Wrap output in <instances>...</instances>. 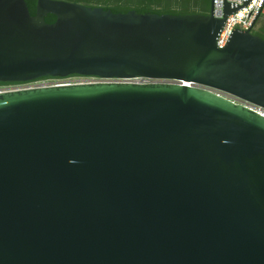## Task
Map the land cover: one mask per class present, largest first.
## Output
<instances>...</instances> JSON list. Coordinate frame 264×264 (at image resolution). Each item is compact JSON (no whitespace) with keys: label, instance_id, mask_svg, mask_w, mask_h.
I'll return each instance as SVG.
<instances>
[{"label":"water","instance_id":"1","mask_svg":"<svg viewBox=\"0 0 264 264\" xmlns=\"http://www.w3.org/2000/svg\"><path fill=\"white\" fill-rule=\"evenodd\" d=\"M223 16L0 0V264H264V39ZM55 16L47 23L45 16Z\"/></svg>","mask_w":264,"mask_h":264},{"label":"built area","instance_id":"2","mask_svg":"<svg viewBox=\"0 0 264 264\" xmlns=\"http://www.w3.org/2000/svg\"><path fill=\"white\" fill-rule=\"evenodd\" d=\"M225 2L230 6L237 8L235 12H232L226 17L224 24L216 39L218 47H224L228 37L235 27L240 30H247L251 27L253 20L256 17H260L264 14V0H213V15L215 17L223 16V8ZM158 80L136 77V78H98L94 76H68L65 78H43L24 83H13L0 85V92L21 90L26 88L43 87L51 85H67V84H85V83H97V82H134V83H152ZM235 103L242 104L249 108L256 110L264 115V109L254 107L249 103L240 101L234 97L223 95Z\"/></svg>","mask_w":264,"mask_h":264},{"label":"trees","instance_id":"3","mask_svg":"<svg viewBox=\"0 0 264 264\" xmlns=\"http://www.w3.org/2000/svg\"><path fill=\"white\" fill-rule=\"evenodd\" d=\"M76 3H83L85 0H67ZM84 1V2H83ZM90 1V0H86ZM95 5H88L91 7L100 6L103 9H109L113 13H125L130 10H134L138 13H157V14H174V15H184V14H207L209 11V0H181L180 5H161L160 1L154 0H92ZM27 3L29 12L31 15L35 14L36 11V0H25ZM45 21L47 23H53L55 21V16L52 14H47L45 16ZM259 20V18H258ZM258 20L252 33L260 36L264 39V23L258 25ZM43 79V78H40ZM39 80V79H37ZM13 84V83H0V85Z\"/></svg>","mask_w":264,"mask_h":264},{"label":"flooded vegetation","instance_id":"4","mask_svg":"<svg viewBox=\"0 0 264 264\" xmlns=\"http://www.w3.org/2000/svg\"><path fill=\"white\" fill-rule=\"evenodd\" d=\"M67 1V0H66ZM154 1H160V4L161 5H166V4H169V5H175L178 1H181V0H154ZM71 2V1H70ZM84 2V1H83ZM210 2H211V0L209 1V4H208V7H209V9H210ZM80 4H83V3H80ZM180 4V3H179ZM83 5H95V3L92 1V0H90V1H86L85 0V2H84V4Z\"/></svg>","mask_w":264,"mask_h":264},{"label":"rangeland","instance_id":"5","mask_svg":"<svg viewBox=\"0 0 264 264\" xmlns=\"http://www.w3.org/2000/svg\"><path fill=\"white\" fill-rule=\"evenodd\" d=\"M210 1V0H209ZM181 1H178L177 3H176V6H179ZM264 23V14L263 15H261L260 17H259V20H258V25H256V26H259L260 24H263Z\"/></svg>","mask_w":264,"mask_h":264}]
</instances>
